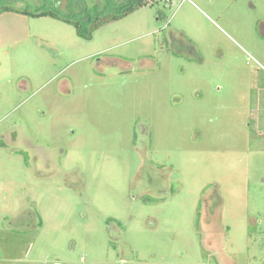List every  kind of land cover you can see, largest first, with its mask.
<instances>
[{"label": "rangeland", "instance_id": "374dc122", "mask_svg": "<svg viewBox=\"0 0 264 264\" xmlns=\"http://www.w3.org/2000/svg\"><path fill=\"white\" fill-rule=\"evenodd\" d=\"M157 1L96 29L0 15V264H223L204 198L216 252L264 264V0Z\"/></svg>", "mask_w": 264, "mask_h": 264}, {"label": "trees", "instance_id": "16d2710c", "mask_svg": "<svg viewBox=\"0 0 264 264\" xmlns=\"http://www.w3.org/2000/svg\"><path fill=\"white\" fill-rule=\"evenodd\" d=\"M9 1L22 2L27 0H0V15L7 12L31 14L36 17H52L64 22H68L81 29L85 25L93 24L94 29L99 28L105 22L103 16L108 14V10L117 11L115 15L108 22L119 21L128 17L135 11L149 5L150 2L157 3V0H103L104 5L101 7L100 3L95 0H78V3L84 5V9L79 15L67 16L58 6L62 5L65 0H39L43 2V6L35 8V12L26 10H17ZM67 1V0H66ZM69 1V0H68ZM75 1V0H71ZM35 2V1H34ZM89 5V6H88ZM90 5H92L90 7ZM90 7V8H89ZM92 8V9H91ZM83 18V19H82Z\"/></svg>", "mask_w": 264, "mask_h": 264}, {"label": "flooded vegetation", "instance_id": "af4514ba", "mask_svg": "<svg viewBox=\"0 0 264 264\" xmlns=\"http://www.w3.org/2000/svg\"><path fill=\"white\" fill-rule=\"evenodd\" d=\"M105 63L113 65V66H105L103 68H100L102 70V72H103V70H106V69L113 70V72L114 71L116 72V70H118V72H122L123 70H125L124 66H130V65L123 64V62H121L118 58L117 59H110L108 62H105ZM117 64L119 66H117ZM135 68H137V66L132 65V67H129L127 69L132 70V69H135ZM262 83L264 85V79H263ZM260 97H262L263 104H261V99H260L256 103V106H258L259 110L261 111L262 108L264 107V101H263L264 100V95H261ZM262 105H263V107H262ZM262 117H263V121L262 122H260V121L257 122V125L259 127H261V125L264 127V115ZM17 141H19V133L16 130L10 131L6 135H0V146L2 145V146H6L7 147L8 144H14L13 142H17ZM34 155H35V158H39L40 159L41 162L40 161H38V162L41 164L42 168L43 167H47L44 164L46 162L45 160L49 161V159L46 157L45 153H42V151H40L39 155H37L36 153ZM44 157H45V159H44ZM50 166L52 168V167L55 166V164L52 163ZM153 181L155 182L156 179L153 178ZM164 186H165V184L162 181H160V182H157L155 185H153L152 189H153L154 192L158 193V195L164 196V195H166L168 193V188H165ZM204 199H205V202L203 203V207L201 208V214H200V217H199V225H198L199 233L204 238L203 239L204 250L207 251V252H210V255H212L216 259L218 258L220 261L223 262V264H225V263L229 264V262H230V264H232L231 263L232 261L230 259H228L227 256H225L226 254L224 252L225 251L224 246H222V248H223L222 249L223 250L222 253L218 254L216 252V247L219 246V244L221 242H222V244H224V241H225L223 239L222 234H221V230L218 227L219 226V224H218L219 222L216 221V225L213 224V225H211V227H208V224L204 221L203 217H204V215L206 213L207 214L219 215L220 211H219V209H215L213 211L210 202H208V200H207L208 198H204Z\"/></svg>", "mask_w": 264, "mask_h": 264}]
</instances>
